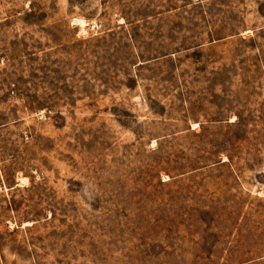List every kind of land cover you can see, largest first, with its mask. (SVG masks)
Returning a JSON list of instances; mask_svg holds the SVG:
<instances>
[{
  "label": "rangeland",
  "instance_id": "obj_1",
  "mask_svg": "<svg viewBox=\"0 0 264 264\" xmlns=\"http://www.w3.org/2000/svg\"><path fill=\"white\" fill-rule=\"evenodd\" d=\"M0 264H264V0H0Z\"/></svg>",
  "mask_w": 264,
  "mask_h": 264
},
{
  "label": "bare ground",
  "instance_id": "obj_2",
  "mask_svg": "<svg viewBox=\"0 0 264 264\" xmlns=\"http://www.w3.org/2000/svg\"><path fill=\"white\" fill-rule=\"evenodd\" d=\"M84 21H85V20H84ZM80 23L83 25V23H84V22H83V21H81Z\"/></svg>",
  "mask_w": 264,
  "mask_h": 264
}]
</instances>
